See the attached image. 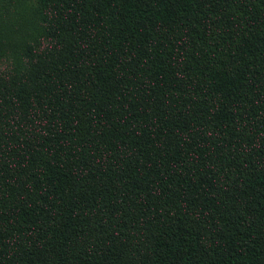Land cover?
<instances>
[{"label": "trees", "instance_id": "obj_1", "mask_svg": "<svg viewBox=\"0 0 264 264\" xmlns=\"http://www.w3.org/2000/svg\"><path fill=\"white\" fill-rule=\"evenodd\" d=\"M31 13L0 52V264H264V0Z\"/></svg>", "mask_w": 264, "mask_h": 264}, {"label": "rangeland", "instance_id": "obj_2", "mask_svg": "<svg viewBox=\"0 0 264 264\" xmlns=\"http://www.w3.org/2000/svg\"><path fill=\"white\" fill-rule=\"evenodd\" d=\"M37 0H0V52L6 42L15 43L26 35ZM11 36V37H9Z\"/></svg>", "mask_w": 264, "mask_h": 264}]
</instances>
